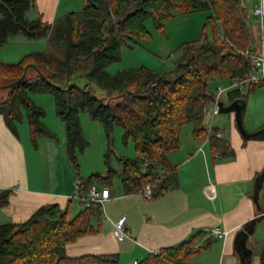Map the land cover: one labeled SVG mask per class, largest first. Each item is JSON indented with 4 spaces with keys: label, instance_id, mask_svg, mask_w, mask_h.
Listing matches in <instances>:
<instances>
[{
    "label": "trees",
    "instance_id": "1",
    "mask_svg": "<svg viewBox=\"0 0 264 264\" xmlns=\"http://www.w3.org/2000/svg\"><path fill=\"white\" fill-rule=\"evenodd\" d=\"M83 9L66 14L54 24L42 17L30 22L27 12L36 0H0V45L19 34L30 40L47 39L49 52H36L18 64L0 62V85L25 81L6 90L0 114L17 133L24 116L34 144L40 137H53L44 123L46 111L31 94L54 97L56 113L66 125L70 160L79 171V154L89 146L81 115L100 122L108 141L105 173L80 180L81 210L73 216L59 204L39 208L21 224L0 225V264H117L113 256L69 258L70 243L95 232L93 220H101L99 204L85 206L84 196L95 183L113 185L121 178L129 194L143 193L151 186L158 199L179 186L178 171L170 154L180 150L181 133L188 124L194 135L209 139L214 154H231L228 142L209 133L207 110L216 98L215 83L246 79L254 70L242 55L253 42L248 10L242 0H83ZM209 12L200 38L183 44L181 57L171 71H153L142 66L110 74L108 68L122 61L123 50H134L140 41L152 38L147 23L166 36V26L178 16ZM29 68L27 69V67ZM38 68L41 74L33 67ZM252 86L251 88H254ZM245 103L240 90L230 93ZM123 129L125 144L132 142L136 158L117 157L112 166L114 129ZM13 190L0 193V208L9 204ZM206 233L173 248L151 255L139 264H191V259L211 246H194ZM264 264V254L262 255Z\"/></svg>",
    "mask_w": 264,
    "mask_h": 264
},
{
    "label": "crops",
    "instance_id": "2",
    "mask_svg": "<svg viewBox=\"0 0 264 264\" xmlns=\"http://www.w3.org/2000/svg\"><path fill=\"white\" fill-rule=\"evenodd\" d=\"M63 1L36 0L41 11L39 17L47 22L48 13H52L53 17L48 21L56 22L71 13L68 11L55 19ZM257 3L258 0H244L242 4L249 13L255 45L260 42L262 29L251 14V6ZM82 4L84 6L83 0ZM262 6L264 10V0ZM209 16L201 19L199 37ZM167 34L166 30V37ZM252 86L240 90L246 97L244 105L239 102L244 106L241 117L248 135L264 130V85ZM234 92L236 90L223 95L224 107L235 102L230 97ZM5 93L6 90H0V101L5 99ZM220 114L229 116L216 124ZM220 114L214 119V130L223 134L222 139L228 142L231 154H214L210 140L196 137L194 125L188 124L191 125L190 138L184 141L182 130L181 148L170 154V161L178 171V188L158 199H146L142 193L129 194L121 178H118L119 182H113L111 188L95 183L101 189L109 188L112 197L102 208L101 220L92 222L95 232L67 245L68 257L113 256L117 258V264H139L153 251L177 247L206 233L197 243L211 241V246L196 254L198 256L191 259V264H262L264 132L246 138L238 127L235 111ZM57 118L59 121L44 119L54 136L40 137L34 144L25 116L14 133L0 114V193L13 190L9 204L0 208V225L24 223L39 208L49 204L69 208L76 215L81 210L77 197L80 180L104 173L102 162L85 172L83 157L80 158L82 168L80 166L78 171L74 167L68 155L66 125ZM206 123L209 130L211 118L208 116ZM94 124L96 121L90 123L81 118L88 142L91 141L89 134L93 136L94 131L100 130L99 125ZM99 151L104 155V148ZM121 219H125L128 233L123 239L114 234ZM213 231L222 235L214 237Z\"/></svg>",
    "mask_w": 264,
    "mask_h": 264
},
{
    "label": "rangeland",
    "instance_id": "3",
    "mask_svg": "<svg viewBox=\"0 0 264 264\" xmlns=\"http://www.w3.org/2000/svg\"><path fill=\"white\" fill-rule=\"evenodd\" d=\"M242 4H244V0H242ZM68 3L69 5H66ZM63 6L58 10V15L55 13L54 17L57 19L62 14L66 12H79L83 9L82 0H64ZM245 6V5H243ZM253 5L251 6L252 9ZM41 11L39 9L38 3H35L34 6L26 14V19L30 22L38 19ZM49 17L46 21L52 25L54 21H48L50 17H53L51 14L48 13ZM210 15L209 12L203 13H195L191 14V16H178L175 19L170 20V22L166 26L167 30V37L162 36L154 27L153 22L149 21L147 23L148 30L152 33V38H149L146 41H140L139 47L138 46L135 50H123L122 51V61L119 63H115L111 65L108 69L110 74H116L122 70L127 69H137L142 66H145L153 71H171L175 68L176 61H178L181 57V52L179 48L187 43L198 40L199 37V30L201 28L202 22L201 19L204 17L206 18ZM63 16V15H62ZM59 20V19H58ZM206 20V19H204ZM203 20V22H204ZM57 21V20H56ZM54 22V23H53ZM154 37V38H153ZM51 49L50 44L48 43L47 39L41 40H30L26 38L24 35L19 34L9 39L8 43L4 46L0 45V62L4 64H18L20 63L26 56L36 53V52H49ZM124 54V55H123ZM220 83H215L217 87ZM247 94V93H246ZM248 95V94H247ZM31 99L40 107H42L47 114L46 119L48 122H51L52 119L59 121L57 118L56 113V106L54 97L50 94H40V93H33L31 94ZM226 102V100H224ZM229 115L220 114L217 117V121L220 122L221 119L228 118ZM88 119L91 123L92 120L88 113H83L81 118ZM246 123V118H245ZM100 127V132H93V136L89 134L91 141L89 146L85 149L83 153L79 154V164H82V161L85 159L83 166L84 171H89L94 167V164L97 162H102L105 165V155L107 154L108 150V141L105 135L104 128L100 122L96 121V124ZM83 127V125H82ZM190 127L191 125H187L183 129V140L190 138ZM87 130V128H86ZM88 132V131H87ZM123 129L120 126H117L114 129V151L115 156L112 158V166L116 170H120L121 166L117 161V157H125V158H136V149L132 142L125 144L123 140ZM85 136V135H84ZM86 139V138H85ZM104 148V155H101V151L99 149ZM106 148V150H105ZM99 155V156H98ZM102 156V157H101ZM82 158V161L80 158ZM97 157V158H96ZM81 161V162H80ZM80 164V166H81ZM81 166V168H82ZM103 168V167H102ZM104 173L106 170V166L103 168ZM84 174V173H83ZM96 174V173H95ZM90 176L86 177L85 179L89 178ZM119 177H114V182H119ZM79 208V207H78ZM74 211V210H73ZM73 216L75 214L72 213ZM260 235V234H258ZM264 236V231L261 233ZM264 238V237H263ZM264 242V239H262ZM264 245V243H261ZM198 255H195L197 257Z\"/></svg>",
    "mask_w": 264,
    "mask_h": 264
},
{
    "label": "built area",
    "instance_id": "4",
    "mask_svg": "<svg viewBox=\"0 0 264 264\" xmlns=\"http://www.w3.org/2000/svg\"><path fill=\"white\" fill-rule=\"evenodd\" d=\"M251 14L257 19L259 25L262 28L260 42L257 45L252 43L250 48L243 52L242 55L252 60L254 70L246 79H234L228 82H222L215 88V101L207 110V116L211 118V124L209 126V133L211 135H214V119L220 114V104L224 94L235 90H241L247 85H264V10L262 6V0H258V3L254 5L251 10ZM217 137L223 138V134L218 132ZM142 194L146 199H152L153 193L151 186H147ZM111 197L112 194L109 188L106 187L101 189L97 184H93L89 192L84 196L85 206L90 207L93 204H99L101 208H103L105 203L109 201ZM114 234L119 239H123L128 236L125 219H121L117 222ZM211 234L214 237L222 235L219 231H213ZM202 245V242L195 244L194 251H198ZM151 254L159 255L160 251H153Z\"/></svg>",
    "mask_w": 264,
    "mask_h": 264
},
{
    "label": "water",
    "instance_id": "5",
    "mask_svg": "<svg viewBox=\"0 0 264 264\" xmlns=\"http://www.w3.org/2000/svg\"><path fill=\"white\" fill-rule=\"evenodd\" d=\"M29 68V66L27 67V69ZM35 68L40 74L41 72L38 70V68H36L35 66L33 67ZM27 77V74H24L17 82H14V83H11V84H8V85H0V90H9V89H12L18 85H20L23 81H25ZM240 101H235L231 106L229 107H224L223 103L221 102L220 104V108H221V113H231L233 111L236 112V119H237V124H238V127L241 131V133L244 135V137L246 138H254V137H257L259 135H261L263 131H260L258 132L257 134H254V135H248L246 133V131L244 130V127H243V124H242V111H243V108H244V103H239Z\"/></svg>",
    "mask_w": 264,
    "mask_h": 264
}]
</instances>
